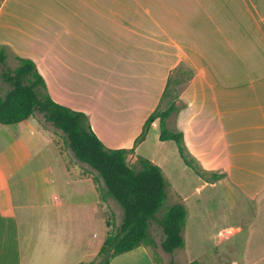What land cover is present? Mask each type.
I'll list each match as a JSON object with an SVG mask.
<instances>
[{
    "label": "crops",
    "instance_id": "obj_1",
    "mask_svg": "<svg viewBox=\"0 0 264 264\" xmlns=\"http://www.w3.org/2000/svg\"><path fill=\"white\" fill-rule=\"evenodd\" d=\"M0 45L31 60L50 98L85 114L106 148L132 149L128 162L142 157L161 169L168 197H183L178 250L188 263L264 264V0H0ZM181 63L193 77L166 128L182 133L205 179L172 141H159L158 120L135 145ZM55 139L36 116L0 125V264L87 263L105 241L101 184ZM23 169L29 181L16 177ZM213 173L222 178L210 180ZM190 184L198 196L192 228L189 199L178 188ZM206 189L215 194L202 196ZM219 211L234 221L213 231L207 257L202 231ZM109 264L157 262L140 246Z\"/></svg>",
    "mask_w": 264,
    "mask_h": 264
},
{
    "label": "trees",
    "instance_id": "obj_2",
    "mask_svg": "<svg viewBox=\"0 0 264 264\" xmlns=\"http://www.w3.org/2000/svg\"><path fill=\"white\" fill-rule=\"evenodd\" d=\"M5 58L1 48L0 62L4 63ZM17 62L15 68L0 72V83L8 86L4 93L0 86V125L12 126L40 115L42 126L60 132L74 159L95 174L93 181L101 184V198L114 200L122 211L119 226L114 232H107L95 259L79 264H109L115 256L151 245L149 225L162 207L169 187L161 169L142 157H136L133 164L129 163L127 158L133 153L132 149L106 148L93 133L85 114L60 106L50 98L31 60L17 58ZM170 82L169 75L160 102L166 96ZM159 104L145 121L135 145L144 140L151 124L158 120L159 141H172L184 165L205 179L207 174L187 152L182 133L166 128L164 120L170 111L158 112ZM210 175L212 181L222 178V175ZM185 220L183 205L169 207L158 220L163 234L160 248L164 253L171 254L184 247ZM110 226L107 222V227Z\"/></svg>",
    "mask_w": 264,
    "mask_h": 264
},
{
    "label": "rangeland",
    "instance_id": "obj_3",
    "mask_svg": "<svg viewBox=\"0 0 264 264\" xmlns=\"http://www.w3.org/2000/svg\"><path fill=\"white\" fill-rule=\"evenodd\" d=\"M1 48L4 51L6 58L4 60V63L0 62V72L7 69V68H9V69L15 68L18 65L17 58H19V57H17L11 51V49H9L8 47L0 45V49ZM192 77H193V71L190 68V66L186 63H181L170 74V81H171L170 86L168 88L166 96L161 100L159 107H158V112H162V111L167 110V109L170 111L168 117L164 120L165 125L166 126L168 125L169 128H172L174 126L173 117H174L176 111L179 109L180 104H181L180 95ZM0 86L2 89V93H4L6 90H8L7 85H3L0 83ZM171 107H172V110H170ZM35 116L37 117V119L41 118L40 115H38V114H36ZM47 129L55 132L56 139L54 142L57 145H59L61 150H63L64 152H67V147L65 146V144L63 142L62 134L58 131H55L50 126H47ZM15 153H17L16 149H15V147H13V143L11 142V149H10V152H8V157H10V159H12L13 156L16 155ZM129 162L132 164L135 162L133 157H129ZM29 176H30V171H28V169H23V170L18 172L16 177L20 180L29 181ZM12 179H13V176H12ZM176 186H178V184H176ZM178 188L181 191L184 190L185 194H187V198L189 199L188 202H186V205L190 208L189 209V217H188V225L191 226V228H192L194 226V224H193L194 220L192 219V211H193L192 205H194V201L196 200V198H198V196H196L193 193L194 184H190L189 186H185L183 189L180 187H178ZM168 189H169V187H168ZM168 189H167L166 199H165L162 207L159 209V211L155 215L154 219L150 222L149 234H150V238H151L152 243H151V245L146 246V247H147L151 257L155 260V262H157V264H200V261L193 260V259H191L190 263H188L189 260L187 259L186 255L183 251L175 250L173 253L167 254V253H164L160 248V242L163 239V234H162L160 227L158 226V220L162 217V215L167 211V209L169 207H171L173 205H182V199H183V197H181V196H178L177 198L173 197V196L168 197ZM219 190H221L222 193H224V191H225L224 187H221V188L219 187ZM219 190H217L218 194H220ZM22 192L25 195H30L31 194V188L29 186H25L24 188H22ZM211 194H215V191H212L210 189H206L202 192V196L208 197V196H211ZM106 202L108 203L107 204V210H106L107 220H108L109 224L111 225L109 227L108 232H114L115 229L119 226V224L121 222L122 211L114 200L107 198ZM213 205L215 206V204H213ZM219 214H222V213L220 211L218 213H216L213 217V220L207 218V216H206V218H207L205 220L206 229H204L202 231L203 235L205 236L206 242L200 243L199 245H200V249L202 250V252L207 257L214 254L213 250H212L214 244H213L212 239H209V237L212 236L213 231H216L217 229L223 227L226 223H231L234 221L231 218L226 219V217L219 215ZM190 236H191V238L193 237L192 235H190ZM186 237H187V242H188L189 241L188 239H190V237L188 238V235ZM192 240H193V238L191 239L189 249L192 251V253L195 252L197 254L198 253L197 245H195V244L193 245ZM199 245H198V247H199ZM211 264H214V263L211 261ZM215 264H227V262H226V259L223 258L221 260L219 259ZM228 264H229V262H228Z\"/></svg>",
    "mask_w": 264,
    "mask_h": 264
}]
</instances>
